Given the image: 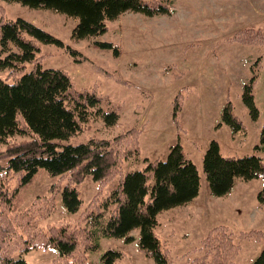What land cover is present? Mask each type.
I'll return each instance as SVG.
<instances>
[{"label": "rangeland", "instance_id": "1", "mask_svg": "<svg viewBox=\"0 0 264 264\" xmlns=\"http://www.w3.org/2000/svg\"><path fill=\"white\" fill-rule=\"evenodd\" d=\"M169 6V13L144 16L125 12L106 23L104 34L79 41L71 32L77 20L45 8H30L17 2L0 0V19H24L47 31L62 42L61 46L40 44L41 69L65 71L78 92L100 99L93 108L88 125L61 145L86 143L91 138L111 139L137 126L141 128L139 154L122 162L120 174L98 189L87 176L79 185V211L68 214L61 197L56 208L45 218L34 221L38 228L48 226H83L82 214L99 191L104 199L128 171L142 170L146 159L165 160L169 150L180 144L185 157L196 166L199 192L186 206L162 211L157 215L154 232L167 241L172 264H186V253L200 248L201 239L217 225L227 226L239 246L233 264H251L260 253L263 242L250 241L240 233L264 231V210L258 208L256 196L262 188L261 179L235 180L229 196L214 197L209 193L202 170V156L211 141L219 145L220 154L240 158L263 157L255 150L264 123V45H245L233 38L245 28L264 33V0H159ZM95 42L118 47L114 57L111 49H98ZM32 69L27 65V72ZM7 71H0L6 79ZM253 78L254 105L258 117L252 121L242 100L243 86ZM8 83L11 80H7ZM180 101L178 123L172 119L174 99ZM229 102L233 113L243 125L235 132L221 120L224 104ZM115 111L118 119L112 125L100 113ZM106 115V116H107ZM24 137L14 136L13 140ZM0 148L4 146L0 144ZM6 161H0L5 168ZM58 177L41 170L33 184L23 193L18 212L27 210L37 198L51 196V187ZM16 182H14V185ZM131 235L135 241L99 238L100 250L90 254L93 264L108 251L121 252L115 264H155L137 250L139 230ZM185 254V255H184ZM192 254H196L194 251ZM27 264H53V250L35 249L15 254Z\"/></svg>", "mask_w": 264, "mask_h": 264}, {"label": "trees", "instance_id": "2", "mask_svg": "<svg viewBox=\"0 0 264 264\" xmlns=\"http://www.w3.org/2000/svg\"><path fill=\"white\" fill-rule=\"evenodd\" d=\"M17 2L30 8H45L77 20L72 40L97 37L107 30L106 23L125 12L144 16L169 13V6L159 0H2ZM3 14V8H0ZM245 45H264L260 29L245 28L233 38ZM40 44L61 46L62 42L31 22L17 18L0 19V264H27L15 254L29 250H53V264H93L90 254L100 250L99 238L135 241L131 235L139 230L137 250L155 264H172L168 243L154 232L157 215L162 211L191 202L199 192L196 166L185 157L180 144L173 146L165 160L146 159L142 170L123 174L108 195L99 200V191L82 214L83 226H48L38 228L34 221L55 211L56 198L61 197L68 214L79 211L81 200L78 187L87 177L97 182L98 189L120 174L125 159L139 154L141 128L133 126L111 139L91 138L86 143L61 145L89 124L100 99L93 94L78 92L65 71L41 69ZM98 49H111L114 57L118 47L111 43L95 42ZM27 65L32 69L27 72ZM7 80H11L10 83ZM253 78L243 86L242 100L252 121L258 117L254 105ZM180 101L173 102L172 119L178 123ZM110 125L116 122L115 111L104 114ZM107 115V116H106ZM221 120L233 131L243 125L227 102ZM14 136L24 137L13 140ZM255 150L264 152V123ZM58 177L51 187L50 197L35 199L30 207L18 212L24 201L23 193L33 184L41 171ZM202 170L209 193L214 197L228 194L235 180L261 179L263 184L256 199L264 210V159L252 154L240 158L220 154L219 145L211 141L202 156ZM14 182L16 184L14 185ZM227 226L210 228L200 241V248L186 253V264H233L239 246ZM241 238L263 242L260 253L251 264H264V231L241 232ZM196 251V254H192ZM185 255V254H184ZM122 256L108 250L99 264H115Z\"/></svg>", "mask_w": 264, "mask_h": 264}, {"label": "crops", "instance_id": "3", "mask_svg": "<svg viewBox=\"0 0 264 264\" xmlns=\"http://www.w3.org/2000/svg\"><path fill=\"white\" fill-rule=\"evenodd\" d=\"M234 187H235V183H234V186H233V188L231 189V191H230L228 194H226V196H229V194H231V193L233 192ZM219 198H223V196H222V197H219ZM189 204H191V202H190ZM183 206H186V205H183ZM183 206H182V207H183Z\"/></svg>", "mask_w": 264, "mask_h": 264}]
</instances>
